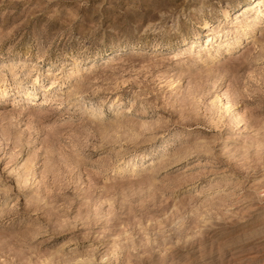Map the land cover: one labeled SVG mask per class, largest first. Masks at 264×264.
<instances>
[{
	"label": "rangeland",
	"instance_id": "rangeland-1",
	"mask_svg": "<svg viewBox=\"0 0 264 264\" xmlns=\"http://www.w3.org/2000/svg\"><path fill=\"white\" fill-rule=\"evenodd\" d=\"M0 264H264V0H0Z\"/></svg>",
	"mask_w": 264,
	"mask_h": 264
}]
</instances>
